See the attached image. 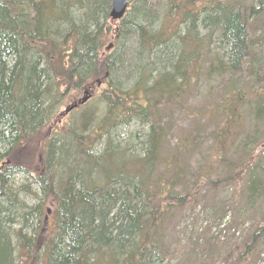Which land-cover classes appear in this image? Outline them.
I'll list each match as a JSON object with an SVG mask.
<instances>
[{
  "label": "trees",
  "instance_id": "16d2710c",
  "mask_svg": "<svg viewBox=\"0 0 264 264\" xmlns=\"http://www.w3.org/2000/svg\"><path fill=\"white\" fill-rule=\"evenodd\" d=\"M179 2L192 6L174 27L163 29L161 18L177 4L158 10L153 29L147 5L135 3L111 35L102 29L110 0H0V264H164L163 231L173 212L202 192V168H189L216 119L205 157L216 156L202 157L204 179L218 188L248 171L241 182L250 208L264 197L261 169L228 157L240 158L246 146L237 143L241 132L229 135L228 123L241 117L243 75L264 65V16L253 27L264 0ZM95 82L103 84L97 110L77 111L79 119L55 125L41 142L59 102ZM203 86L207 106L193 109V130L172 145L173 113ZM35 138L40 151L35 165H26L19 159L36 152ZM212 161L231 173L211 181ZM19 175L31 178L36 194L29 184L12 187ZM33 217L36 228L13 227L20 219L31 228ZM260 224L234 264L252 254L264 235Z\"/></svg>",
  "mask_w": 264,
  "mask_h": 264
},
{
  "label": "rangeland",
  "instance_id": "374dc122",
  "mask_svg": "<svg viewBox=\"0 0 264 264\" xmlns=\"http://www.w3.org/2000/svg\"><path fill=\"white\" fill-rule=\"evenodd\" d=\"M155 1L158 0H153V2ZM159 2L158 10H161L164 5L169 7L165 4L167 2L169 5L177 4L180 7L182 6V3H177V0H159ZM202 3H206V0H198V5ZM196 5L197 1L195 0L194 6L196 7ZM156 7H158V5H153L151 8ZM187 11V9L181 8L179 14L177 12L172 15L166 13V16L161 18V24H165L164 27L168 28L171 26L174 27L181 20L180 17ZM263 16L264 13L257 18V22L253 25L254 29H258V19ZM109 24H111L112 28L118 25V23L114 22H109ZM111 43L112 42H109L107 44ZM111 49L108 50V47H106L104 52L110 53ZM252 74L254 76L250 78L246 77L245 79L244 75L242 78L241 83L242 85L244 84L245 88L243 91V98L245 101L242 103L243 106L239 110L241 117L238 121L228 123L229 135L241 132V138L237 140V143L240 144L245 142L246 146L245 149L241 151L240 158L236 157L235 159V156H232L231 153H228V157L230 160L242 161L245 166H254L261 169V172H256L262 176L264 175V65L255 68ZM237 81L239 82V78ZM97 83L99 82L93 84L89 83L79 93L73 94L62 102H59L54 117L40 132L41 142L45 141L52 134V129L56 124L62 126L72 118L79 119L81 112L79 113L77 111H91L92 108L96 106L97 99L99 98L98 89L103 86V84L97 86ZM219 84L224 85L225 83ZM84 92L87 93V97H89L90 100L82 106L81 109L73 111L68 116L60 118V120L59 115L73 103H77L79 99L84 97ZM218 93L219 91H216L215 95H218ZM207 94L208 90H206V88L202 89L198 92L197 96L195 95L188 100V104L185 106L184 110L173 113V128L172 134L170 135V137H172V145L176 144V142L179 141L178 138H182L185 132L193 130L192 127L195 123L190 121L188 116L190 117L191 113L194 114L193 109H202L204 106H207L206 103L209 102V100H207ZM215 95L212 100H214ZM95 108L97 110V107ZM211 110L215 115L220 112V109L216 108ZM203 120L205 119H197L196 125H203L205 123ZM216 121L214 124L211 123V121L207 123L208 129L206 132L202 133V139H205V142H203L201 147V155L193 158L189 168L193 173L196 172L198 167L202 168V171H198L202 175L199 184L202 192L193 199H189L190 201L187 202L184 208L173 212V217L170 219L171 221L163 231L164 253H166L167 258L164 264H223L221 259L231 252L233 248L234 250L239 249L238 252L233 255L231 254L232 256L230 255L231 258L233 257V260L230 259V262L233 261L232 264H234V260L240 258L239 255L243 252H241V246L248 241V237L256 231L257 222H261V227H264V197L258 199L253 208H250L249 203L243 195V183L241 180L245 181L248 179V171L243 173V179L234 182L232 185H223L218 188H212L208 181L204 179L207 174L204 168L208 163H202V157L206 158V160H212V158L216 156L211 154V157H209V155L205 157L207 150L211 149L213 145L211 137L216 129ZM203 129H205V127ZM36 138L33 141L34 144H37L35 145L37 147L36 152L30 150L25 160L23 159L24 156H21L19 159V161L26 165H35L41 146V142L40 145L36 143V141H39ZM196 161H198V163ZM214 163L215 161H212L211 167L215 171L212 170L208 172L211 181H218V179H223L231 173L227 168L221 166L217 168L216 165L213 166ZM25 184L31 185L30 189L35 194L37 193V188L32 184L31 178L22 175L12 178V187L15 189ZM20 198H22V201L29 207L36 204L34 196L20 194ZM16 221L13 227L15 229H22L24 232H27V229L31 230L32 228H36L38 223L36 218L33 217L28 223L31 228L24 229L20 219ZM252 246H254L251 250L252 254H247L242 264H264V235L261 234V237L254 242Z\"/></svg>",
  "mask_w": 264,
  "mask_h": 264
},
{
  "label": "bare ground",
  "instance_id": "6f19581e",
  "mask_svg": "<svg viewBox=\"0 0 264 264\" xmlns=\"http://www.w3.org/2000/svg\"><path fill=\"white\" fill-rule=\"evenodd\" d=\"M135 3H136V6H142L143 4H145V5H147L146 7H145V10H146V13L148 14V15H150L149 17H152L151 19H153L152 21H151V24H150V26H152L153 27V29H157V27H158V25L159 24H157V23H159V13H158V9L157 8H151V7H153V5L154 6H156V5H159L160 4V2H159V0L158 1H155V2H153V0H135V2L133 3V5H135ZM182 3V2H181ZM186 4V5H185ZM185 5V6H184ZM188 5H191V4H188V3H182V6L180 7L179 5H175L174 6V8L172 7V8H170V10L167 12V14H175L176 12L179 14V11H180V9L181 8H185V9H187V8H190V6H188ZM197 5H198V2H197ZM197 5H196V7H197ZM192 6V5H191ZM110 13V12H109ZM109 22L111 23V22H114V23H116L117 21H113L111 18H110V16H109ZM153 22V23H152ZM163 29H167L168 27H162ZM102 29L103 30H110V34L115 30V28H112V26H111V24H109V23H106L105 24V26H103L102 27ZM171 48H173L174 46H170ZM184 52H186V53H188V51L186 50V49H184ZM207 65V64H206ZM229 76H231V75H229ZM226 78H230V77H228V75H227V77ZM216 81L217 80H214L212 83H211V85L214 87V85L216 84ZM203 88H206V87H202V89Z\"/></svg>",
  "mask_w": 264,
  "mask_h": 264
},
{
  "label": "water",
  "instance_id": "95a60500",
  "mask_svg": "<svg viewBox=\"0 0 264 264\" xmlns=\"http://www.w3.org/2000/svg\"><path fill=\"white\" fill-rule=\"evenodd\" d=\"M133 0H111V7H110V13L109 16L113 21L121 20L126 12L127 7ZM86 93L84 94V96ZM89 97H84L81 99L78 104L82 105L84 104ZM77 107V104L72 105L68 109H66L64 114H67L71 110L75 109Z\"/></svg>",
  "mask_w": 264,
  "mask_h": 264
}]
</instances>
